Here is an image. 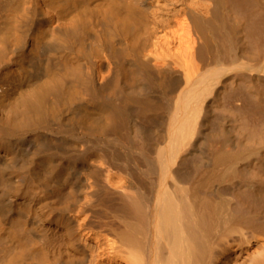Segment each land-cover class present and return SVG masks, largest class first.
Wrapping results in <instances>:
<instances>
[{"label":"bare ground","instance_id":"1","mask_svg":"<svg viewBox=\"0 0 264 264\" xmlns=\"http://www.w3.org/2000/svg\"><path fill=\"white\" fill-rule=\"evenodd\" d=\"M0 264H264V0H0Z\"/></svg>","mask_w":264,"mask_h":264}]
</instances>
